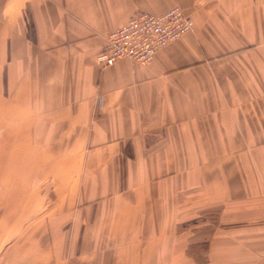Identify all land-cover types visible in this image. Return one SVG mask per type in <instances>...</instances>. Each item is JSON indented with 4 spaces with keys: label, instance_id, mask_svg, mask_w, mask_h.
Returning a JSON list of instances; mask_svg holds the SVG:
<instances>
[{
    "label": "crops",
    "instance_id": "obj_1",
    "mask_svg": "<svg viewBox=\"0 0 264 264\" xmlns=\"http://www.w3.org/2000/svg\"><path fill=\"white\" fill-rule=\"evenodd\" d=\"M174 6L190 33L98 65L110 32ZM263 169L264 0H0V193L51 196L0 206V264H264ZM193 206L218 227L193 233Z\"/></svg>",
    "mask_w": 264,
    "mask_h": 264
},
{
    "label": "built area",
    "instance_id": "obj_2",
    "mask_svg": "<svg viewBox=\"0 0 264 264\" xmlns=\"http://www.w3.org/2000/svg\"><path fill=\"white\" fill-rule=\"evenodd\" d=\"M193 30V19L174 6L162 14L137 13L106 36L97 55L101 68L129 59L137 64L152 62L159 50L180 40Z\"/></svg>",
    "mask_w": 264,
    "mask_h": 264
},
{
    "label": "rangeland",
    "instance_id": "obj_3",
    "mask_svg": "<svg viewBox=\"0 0 264 264\" xmlns=\"http://www.w3.org/2000/svg\"><path fill=\"white\" fill-rule=\"evenodd\" d=\"M172 44V43H171ZM170 45V44H169ZM263 175H264V169H263ZM2 176V175H1ZM263 180H261L262 182H260V180H256L253 179L252 182L257 183L259 182L262 185V194L256 196V198L259 199L260 203H255V204H251L248 202L247 204V211L246 213H249L248 215H250L249 218H247V226L250 227L252 226L254 228V226L256 227H262L264 226V178H262ZM5 181L0 178V185L2 186V184ZM7 182V181H6ZM0 186V187H1ZM255 197V196H254ZM249 199V198H248ZM257 199V201H258ZM39 202H43L44 206H49L50 202H51V196L50 195H42V196H38V195H34V194H1L0 193V206H39ZM128 208H130L131 206H127ZM190 207V206H188ZM208 207L210 206H193V209L190 210H185L184 216H189L190 214L194 213L196 210V212L199 215V219L197 220V224L194 227L193 230L191 229L192 227L188 226L186 229L187 230H192V232H197V231H206L209 228H212V225H215V227H218V220H219V214L222 215L223 211L221 210H215L213 211H207ZM214 207V206H212ZM129 213H132V211H129ZM44 214L48 215L49 211H44ZM207 214V215H206ZM254 225V226H253ZM249 229V228H248ZM190 237H188L187 240H185V238H183V241L180 243H171L174 244L176 248V250L179 249H183L186 250L188 245H190ZM143 246V244H133L132 249L136 252V248L141 249V247ZM147 245H145V249H146ZM143 249V248H142ZM148 251H146L147 253ZM147 259H146V263H147ZM86 262V261H84ZM131 264H143V259L141 258H133L130 260ZM83 264V262H82ZM85 264V263H84Z\"/></svg>",
    "mask_w": 264,
    "mask_h": 264
}]
</instances>
